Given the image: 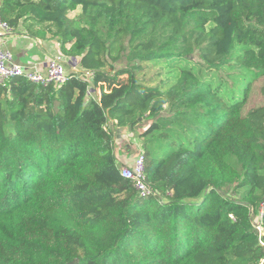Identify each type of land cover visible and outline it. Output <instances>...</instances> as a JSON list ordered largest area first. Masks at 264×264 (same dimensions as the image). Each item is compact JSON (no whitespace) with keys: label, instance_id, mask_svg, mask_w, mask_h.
<instances>
[{"label":"trees","instance_id":"16d2710c","mask_svg":"<svg viewBox=\"0 0 264 264\" xmlns=\"http://www.w3.org/2000/svg\"><path fill=\"white\" fill-rule=\"evenodd\" d=\"M0 17L81 67L0 84V264L264 263V0H0ZM143 121L148 197L110 125Z\"/></svg>","mask_w":264,"mask_h":264},{"label":"crops","instance_id":"0c3cea01","mask_svg":"<svg viewBox=\"0 0 264 264\" xmlns=\"http://www.w3.org/2000/svg\"><path fill=\"white\" fill-rule=\"evenodd\" d=\"M26 23L20 21L16 28H12L10 34H3L0 36V47L11 51L14 55V61L25 68H44L46 61L52 57L61 55L58 44L55 40L50 39L48 36L46 38L38 37L27 29ZM80 58H65L64 63L69 71H80L81 67L79 65ZM111 129L115 132V149L114 153L117 159V166L120 169L122 166L129 167L128 164H124L122 161V154L127 158L126 161H130L137 155V144L133 146L132 137L129 130L123 128H116L114 130L113 123L110 124ZM137 138H140L136 136ZM138 140V139H137ZM140 141V140H139ZM140 149V146H139ZM139 153V152H138ZM126 154V155H125ZM124 159V158H123Z\"/></svg>","mask_w":264,"mask_h":264},{"label":"built area","instance_id":"2783aa9c","mask_svg":"<svg viewBox=\"0 0 264 264\" xmlns=\"http://www.w3.org/2000/svg\"><path fill=\"white\" fill-rule=\"evenodd\" d=\"M12 27L7 21L0 17V36L10 34ZM23 77L29 81L40 84L49 85L51 83L60 85L66 82L68 78V70L64 63V56L58 55L46 61L44 68H25L14 61V55L11 51L0 47V84L12 78ZM120 173L123 177L128 178L133 183L134 188L143 197H148L154 192L150 188L145 174V155L143 151H139L133 166H122ZM264 208L260 212V218ZM256 229L262 233V224H255ZM264 246V242H261Z\"/></svg>","mask_w":264,"mask_h":264},{"label":"rangeland","instance_id":"374dc122","mask_svg":"<svg viewBox=\"0 0 264 264\" xmlns=\"http://www.w3.org/2000/svg\"><path fill=\"white\" fill-rule=\"evenodd\" d=\"M79 13H80V9L71 12L69 14V16L71 18H76ZM49 30H50L49 32L51 33L52 30H54V29H53V27H51V28H49ZM195 59H196L197 62L199 61L198 57H195ZM149 66H150V69L146 70L145 77H146L147 80H150L152 83L154 82L156 85H162L163 81L167 80V78H170L171 74L170 75L167 74V72H169V71H167L165 69H162L159 64H149ZM107 69H109V68H107ZM222 76L224 77V79H227V75H226L225 72H222ZM228 82L231 83L230 80ZM230 85H232V83ZM259 96L261 97V95H259ZM259 96L256 97V98H259ZM262 98H264V96H262ZM147 123H149V122L148 121L141 122L140 125L137 127V130L134 132V134H130V136L132 137V142L135 141V143H131V144L133 146H136V144H137L138 148H136V150L138 152L140 150L139 146H141V144H142V141H141L142 139L137 138L136 136L139 137L138 133L139 132L141 133L143 131V128L147 125ZM138 152H137V155H138ZM122 155H123L122 156V161L124 162V164H128V166H133L134 165L137 155L135 156V158L132 159L133 162L131 164H129L130 161L129 162L126 161L127 158L124 157V153ZM260 220H261V218H260V213H259L257 216L254 217V223L256 225H258V224L261 223Z\"/></svg>","mask_w":264,"mask_h":264}]
</instances>
